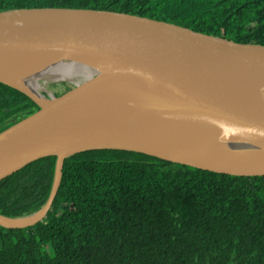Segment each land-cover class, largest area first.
Returning a JSON list of instances; mask_svg holds the SVG:
<instances>
[{"label":"water","instance_id":"1","mask_svg":"<svg viewBox=\"0 0 264 264\" xmlns=\"http://www.w3.org/2000/svg\"><path fill=\"white\" fill-rule=\"evenodd\" d=\"M68 60L93 70L42 98L20 82ZM0 82L38 109L0 130V179L55 156L45 202L3 228L43 221L65 158L118 149L236 176L264 175V44L240 43L173 22L107 9L0 10ZM52 86H51V85ZM50 97V98H49Z\"/></svg>","mask_w":264,"mask_h":264},{"label":"trees","instance_id":"2","mask_svg":"<svg viewBox=\"0 0 264 264\" xmlns=\"http://www.w3.org/2000/svg\"><path fill=\"white\" fill-rule=\"evenodd\" d=\"M53 6L127 12L264 44V0H0V10ZM37 109L0 82V130ZM54 161L41 157L0 179V213L39 208ZM0 264H264V175L217 173L127 150L75 153L63 161L43 221L0 226Z\"/></svg>","mask_w":264,"mask_h":264},{"label":"bare ground","instance_id":"3","mask_svg":"<svg viewBox=\"0 0 264 264\" xmlns=\"http://www.w3.org/2000/svg\"><path fill=\"white\" fill-rule=\"evenodd\" d=\"M91 79H93V70L73 61L62 60L43 67L24 78L20 83L42 98V94L47 91L45 86L47 80H67L82 85Z\"/></svg>","mask_w":264,"mask_h":264},{"label":"rangeland","instance_id":"4","mask_svg":"<svg viewBox=\"0 0 264 264\" xmlns=\"http://www.w3.org/2000/svg\"><path fill=\"white\" fill-rule=\"evenodd\" d=\"M40 80H42V79H40ZM60 81H62L61 84L64 83L63 80H60ZM49 83H50L49 80H47L46 83H45V86L47 87V86L49 85ZM50 85H51V84H50ZM51 86H52V85H51ZM47 90H48V91H51V90L53 91V88L51 89V88L47 87ZM58 95H61V94H58ZM174 164H175V163H174Z\"/></svg>","mask_w":264,"mask_h":264},{"label":"flooded vegetation","instance_id":"5","mask_svg":"<svg viewBox=\"0 0 264 264\" xmlns=\"http://www.w3.org/2000/svg\"><path fill=\"white\" fill-rule=\"evenodd\" d=\"M65 85L67 84V83H64ZM68 88L66 87V86H63V87H61V90H60V93H57V94H61V93H67L68 92Z\"/></svg>","mask_w":264,"mask_h":264}]
</instances>
